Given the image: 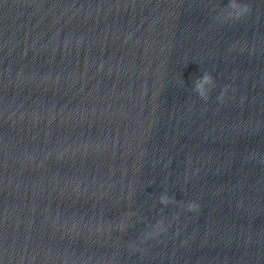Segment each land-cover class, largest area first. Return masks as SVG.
<instances>
[{
	"label": "clouds",
	"instance_id": "1",
	"mask_svg": "<svg viewBox=\"0 0 264 264\" xmlns=\"http://www.w3.org/2000/svg\"><path fill=\"white\" fill-rule=\"evenodd\" d=\"M250 11V8L247 4L237 3V0H229V4L222 9V14L217 16L219 20H229V19H239ZM215 87L214 78L211 74L205 72L201 77L197 78L194 81V91L199 95V97L205 101L209 99L210 87ZM227 92V86L217 97L218 100L223 101L225 93ZM162 204L167 205L172 202V198L169 196L162 195L160 197ZM198 205L195 202H189L187 205L188 211H196ZM160 224H163V221H160Z\"/></svg>",
	"mask_w": 264,
	"mask_h": 264
}]
</instances>
